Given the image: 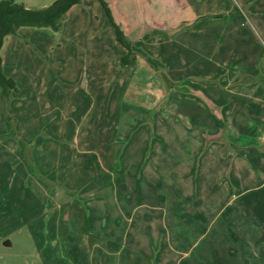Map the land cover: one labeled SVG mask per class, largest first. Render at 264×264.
Returning <instances> with one entry per match:
<instances>
[{
    "label": "rangeland",
    "instance_id": "obj_1",
    "mask_svg": "<svg viewBox=\"0 0 264 264\" xmlns=\"http://www.w3.org/2000/svg\"><path fill=\"white\" fill-rule=\"evenodd\" d=\"M102 1L4 42L0 264H264V0Z\"/></svg>",
    "mask_w": 264,
    "mask_h": 264
},
{
    "label": "trees",
    "instance_id": "obj_2",
    "mask_svg": "<svg viewBox=\"0 0 264 264\" xmlns=\"http://www.w3.org/2000/svg\"><path fill=\"white\" fill-rule=\"evenodd\" d=\"M84 0H56L52 4L42 9H30L24 4L17 3L16 0L0 1V89L3 98H9L12 91L16 90V82L6 77L4 73L3 58L1 50L7 37L17 35L22 28H50L59 32L67 13ZM102 1V0H101ZM108 18L111 20L117 41L127 50V55L120 58V65L128 67L135 63L136 57L132 49V44L126 38L123 31L114 22L111 12L105 2Z\"/></svg>",
    "mask_w": 264,
    "mask_h": 264
},
{
    "label": "water",
    "instance_id": "obj_3",
    "mask_svg": "<svg viewBox=\"0 0 264 264\" xmlns=\"http://www.w3.org/2000/svg\"><path fill=\"white\" fill-rule=\"evenodd\" d=\"M4 245H5L6 247H10L12 244H11V242H10L9 240H7V241L4 243Z\"/></svg>",
    "mask_w": 264,
    "mask_h": 264
},
{
    "label": "crops",
    "instance_id": "obj_4",
    "mask_svg": "<svg viewBox=\"0 0 264 264\" xmlns=\"http://www.w3.org/2000/svg\"><path fill=\"white\" fill-rule=\"evenodd\" d=\"M4 46H5V43H4ZM4 46H3L2 50H1V56H2V51H3V49H4ZM262 140H264V135H263V137H262Z\"/></svg>",
    "mask_w": 264,
    "mask_h": 264
}]
</instances>
